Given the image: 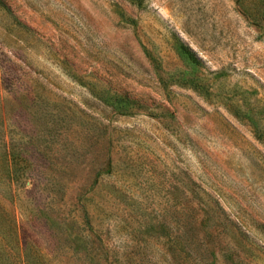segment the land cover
I'll use <instances>...</instances> for the list:
<instances>
[{"label": "rangeland", "instance_id": "rangeland-1", "mask_svg": "<svg viewBox=\"0 0 264 264\" xmlns=\"http://www.w3.org/2000/svg\"><path fill=\"white\" fill-rule=\"evenodd\" d=\"M0 264H264V0H0Z\"/></svg>", "mask_w": 264, "mask_h": 264}, {"label": "trees", "instance_id": "trees-1", "mask_svg": "<svg viewBox=\"0 0 264 264\" xmlns=\"http://www.w3.org/2000/svg\"><path fill=\"white\" fill-rule=\"evenodd\" d=\"M179 50H180V53L182 54V56L190 64H198L200 62V60L197 58L195 53L186 44L180 43L179 44ZM9 160H11L10 162L12 164L13 163V159L9 158ZM9 160H8V162H9ZM9 165H10V163H9ZM24 257H25V261H26V259H28V256L26 254H24Z\"/></svg>", "mask_w": 264, "mask_h": 264}]
</instances>
